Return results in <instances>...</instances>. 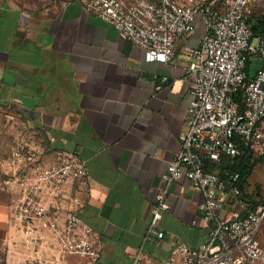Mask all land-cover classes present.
<instances>
[{
    "label": "crops",
    "instance_id": "obj_1",
    "mask_svg": "<svg viewBox=\"0 0 264 264\" xmlns=\"http://www.w3.org/2000/svg\"><path fill=\"white\" fill-rule=\"evenodd\" d=\"M203 33L181 38L171 62L147 61L78 2L0 0V264H26L31 252L11 216L15 194L34 175L14 157L19 145L47 165L59 151L78 152L88 169L87 184L69 178L48 201L61 225L80 211L99 257L64 255L50 236L41 251L55 264H130L141 247L145 264H164L179 243L208 240L202 194L187 179L171 187L165 237L145 239L161 175L186 127L195 87L186 69Z\"/></svg>",
    "mask_w": 264,
    "mask_h": 264
},
{
    "label": "built area",
    "instance_id": "obj_2",
    "mask_svg": "<svg viewBox=\"0 0 264 264\" xmlns=\"http://www.w3.org/2000/svg\"><path fill=\"white\" fill-rule=\"evenodd\" d=\"M37 1L52 5L61 0ZM62 1L78 2L112 25L144 51L147 61H173L177 42L203 23L200 46L186 69L195 82L186 127L161 175L145 239L165 237L160 221L171 208V187L187 179L202 194L199 210L209 238L197 247L179 243L164 264H264V240L258 237L264 202L255 206L257 199L249 196L240 173L232 169L246 153L264 159V32L254 31L255 9L260 7L264 16V0ZM13 155L20 164H31L34 173L15 194L11 214L31 250L26 264H55L41 251L50 236L62 254L95 262V234L80 211H69L61 225L48 201L69 178L87 184L89 173L81 155L59 151L48 165L26 145H19ZM130 264H145L143 247Z\"/></svg>",
    "mask_w": 264,
    "mask_h": 264
},
{
    "label": "rangeland",
    "instance_id": "obj_3",
    "mask_svg": "<svg viewBox=\"0 0 264 264\" xmlns=\"http://www.w3.org/2000/svg\"><path fill=\"white\" fill-rule=\"evenodd\" d=\"M203 27V23H199L195 31H200L203 33ZM253 42L255 43L256 39H254ZM255 71L256 69L254 67L252 68L251 73L254 74ZM3 119L4 117L0 114V124L3 122ZM254 160H256V158H254ZM244 189L246 192L251 194L254 199L262 200L264 198V159L256 161L252 173L244 181ZM258 237L262 241L264 240V221Z\"/></svg>",
    "mask_w": 264,
    "mask_h": 264
},
{
    "label": "trees",
    "instance_id": "obj_4",
    "mask_svg": "<svg viewBox=\"0 0 264 264\" xmlns=\"http://www.w3.org/2000/svg\"><path fill=\"white\" fill-rule=\"evenodd\" d=\"M258 11V12H257ZM255 24H254V31L256 35H259L264 32V16L261 14V8L256 7L255 9ZM263 160V158H252V155L249 153L243 154L242 156L238 157L233 166L232 169L236 172H239L241 175V180L244 183L246 178L252 173L254 169V165L256 161ZM259 194V193H258ZM252 197V195H249ZM255 206L258 205L260 202H264V198L261 200H253Z\"/></svg>",
    "mask_w": 264,
    "mask_h": 264
}]
</instances>
